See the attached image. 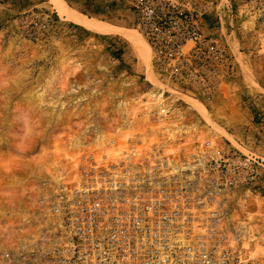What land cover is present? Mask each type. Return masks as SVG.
I'll use <instances>...</instances> for the list:
<instances>
[{
    "label": "rangeland",
    "instance_id": "1",
    "mask_svg": "<svg viewBox=\"0 0 264 264\" xmlns=\"http://www.w3.org/2000/svg\"><path fill=\"white\" fill-rule=\"evenodd\" d=\"M65 2L131 40L65 20L49 0H0V264L7 251L37 249L55 193L90 156L118 162L131 146L198 153L206 141L263 161L256 184L234 190L227 217L244 264H264V0H191L206 6L203 32L231 64L188 86L154 68L126 3ZM161 108L169 113L155 122Z\"/></svg>",
    "mask_w": 264,
    "mask_h": 264
},
{
    "label": "built area",
    "instance_id": "2",
    "mask_svg": "<svg viewBox=\"0 0 264 264\" xmlns=\"http://www.w3.org/2000/svg\"><path fill=\"white\" fill-rule=\"evenodd\" d=\"M119 1L129 7V22L168 82L188 86L225 74L217 69L231 64L225 46L203 32L206 6ZM168 113L156 111L155 122ZM202 149L166 154L158 146H131L118 162L90 156L78 181L61 184L55 193L37 249L7 251L4 264H244L240 234L227 225L229 203L234 190L256 184L263 161L213 149L210 141Z\"/></svg>",
    "mask_w": 264,
    "mask_h": 264
},
{
    "label": "bare ground",
    "instance_id": "3",
    "mask_svg": "<svg viewBox=\"0 0 264 264\" xmlns=\"http://www.w3.org/2000/svg\"><path fill=\"white\" fill-rule=\"evenodd\" d=\"M49 3L65 20L76 22L91 30H101V31L116 33V34L123 35L126 38L130 39V36L127 30L125 31L124 29L114 28L107 24H100L92 19H89L85 15L80 14L79 12L75 11L70 6H68L65 0H49ZM148 59L150 60V55ZM228 221L229 220L227 217V223H228L227 225L229 226L230 229H233L231 224Z\"/></svg>",
    "mask_w": 264,
    "mask_h": 264
}]
</instances>
